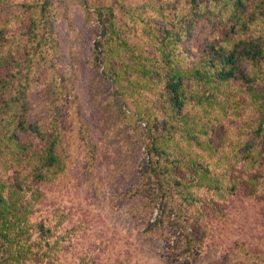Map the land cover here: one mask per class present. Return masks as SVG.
<instances>
[{"label":"rangeland","instance_id":"rangeland-1","mask_svg":"<svg viewBox=\"0 0 264 264\" xmlns=\"http://www.w3.org/2000/svg\"><path fill=\"white\" fill-rule=\"evenodd\" d=\"M187 2L0 0V186L5 194L22 186L32 209L33 264H264V59L243 62L251 85L199 84L216 103L193 98L169 141L160 133L163 29H181ZM99 7L111 8L120 33L105 45L118 50L107 59L94 54ZM215 15L175 52L193 48L199 59L213 39L264 45L263 17L230 29L220 3ZM54 138L60 164L42 169ZM155 139L165 158L149 153ZM180 231L189 243L175 238Z\"/></svg>","mask_w":264,"mask_h":264},{"label":"trees","instance_id":"trees-1","mask_svg":"<svg viewBox=\"0 0 264 264\" xmlns=\"http://www.w3.org/2000/svg\"><path fill=\"white\" fill-rule=\"evenodd\" d=\"M249 0H188V12L181 17V29L167 28L165 32V45L162 43L160 59L164 72L162 74L163 91L161 96L164 103V114L160 121L162 131L168 130L167 134L160 132L164 140L169 141L172 137L173 127L175 122L180 119L184 122L183 111L190 106L193 98L197 104H204L207 107H212L216 103V96L213 98L206 97L199 90V84H204L206 91L208 88H216L231 81H241L243 84L251 85L253 79L242 66L245 60L252 64H256L264 59V45L253 37L248 39L235 40L233 46L222 45L215 39L206 42L205 48L201 51L199 59H190L192 55L188 53L193 48H184L175 52L176 41L181 39L183 34L191 35L195 27L201 20L210 19L215 16V6L220 3L221 9L228 13L230 22H226L224 27L232 29L234 26L248 27L257 18H264L261 6H264V0L252 1L251 5H247ZM264 8V7H263ZM41 16L44 14L41 12ZM97 20L101 31L99 38L94 43V54L97 59H107L112 54H118V50L114 47L105 49V45H113L114 40L120 36L119 29L115 26L114 16L110 7L96 8ZM263 14V16H262ZM44 20V18H42ZM228 32H225L224 41H231L228 37ZM230 39V40H229ZM131 54H133L131 52ZM190 60V66L184 68V62ZM194 81V91L186 89L184 79ZM159 123L153 122L155 127ZM262 125L259 126L261 128ZM29 128L35 130L33 125ZM194 138H196L194 136ZM149 149V153L158 158H165L169 153L166 147L159 145L157 139ZM57 139L50 141L44 155L41 158V168H49L59 166L60 161L55 153ZM245 151L251 153L253 144L246 143ZM252 154V153H251ZM249 164L254 163L253 155L248 161ZM158 168L163 165V162L155 163ZM164 168L159 170V173L167 174L169 167L164 164ZM207 167L205 172L207 173ZM37 176L43 178V172L40 170ZM168 176V175H166ZM165 176V177H166ZM168 181V178H164ZM22 186L17 190L12 189L8 194L0 186V264H33L32 246L38 244L36 241L29 242L28 238L31 234L28 232L31 224L29 223L30 209L29 204L21 195ZM167 195L162 193L161 200L164 202ZM188 200L189 197H184ZM167 200V199H166ZM180 229V221L175 223ZM181 227H184L181 224ZM42 237L45 236L47 230L42 224L39 227ZM184 231L176 234L175 238L185 240L189 243L190 239L185 235ZM41 239V238H40ZM195 245L192 246L194 248ZM42 255H49L48 251H44ZM41 254L39 252L36 253ZM193 255V253H191ZM190 256V255H188ZM186 260H190L186 257ZM47 264H54L53 261Z\"/></svg>","mask_w":264,"mask_h":264}]
</instances>
